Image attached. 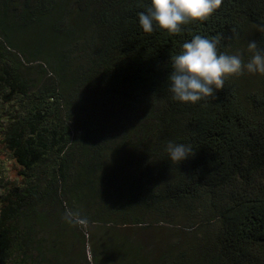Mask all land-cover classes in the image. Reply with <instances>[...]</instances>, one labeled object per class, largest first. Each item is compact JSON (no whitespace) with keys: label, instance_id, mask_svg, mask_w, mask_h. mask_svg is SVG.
<instances>
[{"label":"trees","instance_id":"16d2710c","mask_svg":"<svg viewBox=\"0 0 264 264\" xmlns=\"http://www.w3.org/2000/svg\"><path fill=\"white\" fill-rule=\"evenodd\" d=\"M150 2L0 0V264H264V74L195 104L168 80L196 34L246 64L264 0L175 35Z\"/></svg>","mask_w":264,"mask_h":264},{"label":"clouds","instance_id":"9594fccd","mask_svg":"<svg viewBox=\"0 0 264 264\" xmlns=\"http://www.w3.org/2000/svg\"><path fill=\"white\" fill-rule=\"evenodd\" d=\"M222 0H151L145 11L139 12L138 21L144 32L151 33L154 25L170 34H178L189 22L203 21L221 6ZM248 47L256 49L245 64L240 55L218 53L216 41L194 35L181 45V51L171 57L168 76L170 91L181 103H197L212 97L223 88L228 76L245 70L264 74V49L257 48L255 41ZM169 159L181 163L190 157L192 149L184 144L169 142L166 146ZM86 223L84 220L79 221Z\"/></svg>","mask_w":264,"mask_h":264}]
</instances>
